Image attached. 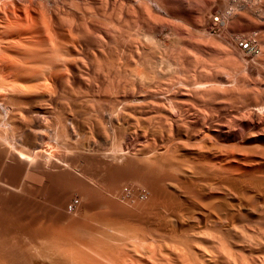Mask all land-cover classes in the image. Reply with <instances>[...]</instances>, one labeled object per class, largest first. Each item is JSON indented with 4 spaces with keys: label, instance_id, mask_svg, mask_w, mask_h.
I'll list each match as a JSON object with an SVG mask.
<instances>
[{
    "label": "rangeland",
    "instance_id": "374dc122",
    "mask_svg": "<svg viewBox=\"0 0 264 264\" xmlns=\"http://www.w3.org/2000/svg\"><path fill=\"white\" fill-rule=\"evenodd\" d=\"M225 3L226 0L0 1V87L20 85L18 87L22 89L24 85L27 89L23 88L20 97L30 100L18 106L10 100L11 96L3 95L2 98L6 102L5 96H9L10 101L6 103L12 107L9 118L5 119L0 113V129L5 131L0 132V221H5L0 222V233L4 231L1 234L5 233L3 236L6 237L1 236L4 239L0 240H8L9 247L15 241L14 244L25 247L33 240L29 232L45 228L61 229L65 237L70 236L65 238L66 241L64 239L62 247L59 246L60 255L54 253L57 255L54 257L51 253L46 258L36 251L34 257L30 256L31 261L21 254H6L11 252L14 244L8 248L3 241L7 247L2 242L1 246L9 250L4 249L7 257L0 256L3 257L1 264H69L70 261V264H90L92 261L91 264H153L155 259L157 262L161 259L160 264H214L216 261L217 264H264V0H256L252 9L239 13L229 24L224 38H217L208 31L210 16L223 9ZM44 27H49L47 33ZM252 32L259 35L261 55L257 58L241 53L235 40ZM45 38L51 45H47ZM53 41H56L53 46L57 45V49L64 44L62 51L58 49L61 55L56 54L58 51L54 47H51L54 48L52 53L51 49L50 53L46 51ZM42 45L45 46L41 48ZM31 46L34 48L32 56ZM136 50L140 52L136 53ZM53 52L58 59L60 56L69 62L59 60V65L63 66L58 68ZM19 57L21 59H17ZM43 63L52 64V67L47 68ZM43 69L44 72L49 70L45 76L42 74L44 78L40 76ZM33 71L36 74L38 71L37 75L42 78ZM10 76L14 78V84ZM51 87L54 92L50 91ZM44 89L49 93L41 91ZM115 97H124L126 103L115 104L118 100ZM106 112L113 113L112 117ZM100 113L107 116L103 118ZM94 115L98 118H92ZM98 119L102 122L98 123ZM124 187H128L134 197L142 189L146 198L135 202L123 200L120 194ZM73 199H78V207L74 212H68L67 207ZM112 203L116 207H112ZM123 211L127 213L123 214ZM133 228L135 233L138 229L136 236ZM93 238L99 246H93ZM109 238L112 243L116 242L112 244ZM34 243L36 247H42L46 240L35 239ZM119 245L125 246L123 250ZM157 245L162 246L156 249ZM15 246L16 249L18 246ZM140 246L144 247L138 248ZM2 250L0 254L4 253ZM212 253L217 260L211 259ZM230 256H233L232 261ZM155 261L154 264H159Z\"/></svg>",
    "mask_w": 264,
    "mask_h": 264
},
{
    "label": "bare ground",
    "instance_id": "6f19581e",
    "mask_svg": "<svg viewBox=\"0 0 264 264\" xmlns=\"http://www.w3.org/2000/svg\"><path fill=\"white\" fill-rule=\"evenodd\" d=\"M0 1H1V0H0ZM5 1H6V0H5ZM18 1H19V0H18ZM116 1H117V0H116ZM2 2H3V1H2ZM137 2H138V1H137ZM3 3H4V2H3ZM120 3H121V2H120ZM137 4H138V3H137ZM140 4H142V3H140ZM258 4H259V3H258ZM11 5H12V4H11ZM13 5H14V4H13ZM123 5H124V4H123ZM1 6H2V4H1ZM139 6H140V5H139ZM5 7H6V5H5ZM7 7H8V6H7ZM9 7H10V6H9ZM121 7H122V6H121ZM2 9H3V8H2ZM15 11H16V10H15ZM245 11H246V10H245ZM13 12H14V11H13ZM13 12H12V13H13ZM1 13H2V12H1ZM3 13H4V12H3ZM240 13H241V12H240ZM8 14H9V13H7L6 15H8ZM0 15H1V14H0ZM238 15H239V14H238ZM10 16H11V15H10ZM28 17H29V16H28ZM28 17H26V18H28ZM245 17H246V16H245ZM12 18H13V17H12ZM19 18H20V17H19ZM7 19H8V17H7ZM29 19H31V18H29ZM0 20H2V19H0ZM3 20H4V19H3ZM13 20H14V19H13ZM26 20H27V19H26ZM11 21H12V20H11ZM11 21H10V22H11ZM21 21H22V20H21ZM27 21H28V22H27ZM27 21H25V22L30 23L29 20H27ZM31 21H32V23H34L33 20H31ZM13 22H14V21H13ZM15 23H16V22H15ZM21 23H22V22H21ZM21 23H18V24H21ZM11 24H12V23H11ZM13 24H14V23H13ZM25 24H26V23H25ZM137 24H138V23H137ZM14 26H15V25H14ZM17 26H18V25H17ZM17 26H16V27H17ZM28 26H29V25H28ZM5 27H6V26H5ZM8 27H10V26H8ZM11 27H12V26H11ZM21 27L24 28V25H23V26L21 25ZM21 27H20V28H21ZM137 27H138V25H137ZM17 28H18V27H17ZM17 28H16V29H17ZM20 28H18V29H19V30H22V28H21V29H20ZM28 28H29V27H28ZM28 28H27V29H28ZM44 28H45V27H44ZM150 28H151V26H150ZM13 29H14V28H13ZM42 29H43V28H42ZM45 29H47V28H45ZM155 29H156V28H155ZM7 30H8V29H7ZM10 30H11V29H10ZM33 30H34V29H33ZM48 30H49V27H48L47 31L45 30V32L47 33ZM153 30H154V29H153ZM4 31H6V30H4ZM10 32H12V31H10ZM38 32H39V31H38ZM21 33H22V32H21ZM27 33H28V32H27ZM43 33H44V32H43ZM112 33H113V32H112ZM13 34H14V33H13ZM24 34H25V33H24ZM24 34H23V35H24ZM34 34H35V33H34ZM38 34H39V33H38ZM9 35H10V34H9ZM18 35H19V34H18ZM42 35H44V34H42ZM46 35L48 36V34H46ZM46 35H45V37H46ZM15 37H16V36H15ZM18 37H19V36H18ZM35 37H36V36H35ZM135 37H136V36H135ZM66 38H67V37H66ZM74 38H75V37H74ZM128 38H130V37H128ZM19 39H20V38H19ZM45 39L48 41V39L50 40L51 38H50V36H49L48 39H47V38H45ZM99 39H101V38H99ZM104 39H106V38H104ZM111 39H112V38H111ZM132 39H134V38H132ZM10 40H11V39H10ZM27 40L30 41V39H27ZM33 40H35V39H33ZM70 40H71V39H70ZM76 40H77V39H76ZM136 40H137V39H136ZM2 41H3V40H2ZM11 41H12V40H11ZM38 41H39V39H38ZM50 41H51V40H50ZM50 41H48L49 44H47V43H45V42H44V43L47 44V45H51ZM56 41H57V40H56ZM56 41H53L52 46H50V48H49L48 50L45 48L46 51H49V53H50V49H51V53H52V51H54V50H52V49L56 48V46H57V45H56L55 47L53 46V44H57V43H54V42H56ZM58 41H59V40H58ZM66 41H68V40H66ZM71 41H72V40H71ZM71 41H70V42H71ZM73 41H74V39H73ZM73 41H72V42H73ZM102 41H104V40H102ZM125 41H126V40H124V42H125ZM129 41H130V40H129ZM3 42L5 43V41H3ZM15 42H16V40H15ZM18 42H19V41H18ZM20 42H21V41H20ZM26 42H27V41H26ZM33 42H34V41H33ZM51 42H52V41H51ZM72 42H71V43H72ZM134 42H136V41H134ZM137 42H138V41H137ZM6 43H9V41L6 42ZM10 43H11V42H10ZM12 43H13V42H12ZM21 43H22V42H21ZM29 43H31V42H29ZM67 43H68V42H67ZM67 43H66V44H67ZM80 43H81V42H80ZM102 43H103V42H102ZM104 43H105V42H104ZM132 43H133V41H132ZM1 44H2V43H1V41H0V45H1ZM17 44H18V43H17ZM23 44H24V43H23ZM74 44H75V43H74ZM95 44H96V43H95ZM100 44H101V43H100ZM108 44H110V42H109ZM117 44H118V43H117ZM123 44H124V43H123ZM127 44H128V43H127ZM5 45H6V44H5ZM10 45H11V44H10ZM20 45H21V44H20ZM32 45H34V44H32ZM35 45H36V44H35ZM38 45H39V44H38ZM38 45H37V46H38ZM68 45H69V44H68ZM110 45H111V44H110ZM11 46H12V45H11ZM13 46H15V45H13ZM23 46H24V45H23ZM29 46H30V45H29ZM43 46H45V45H42L41 48H43ZM59 46H60V44H59ZM63 46H64V44L62 45V48H64ZM71 46H74V45H71ZM78 46H79V44H78ZM106 46L108 47V45H106ZM140 46H141V43H140ZM0 47H1V46H0ZM4 47H6V46H3L2 48H4ZM7 47H8V46H7ZM9 47H10V46H9ZM18 47H19V46H18ZM18 47H17V45H16V48H18ZM20 47H21V46H20ZM24 47H25V46H24ZM27 47H28V46L26 45L25 48H27ZM39 47H40V46H39ZM46 47H47V46H46ZM51 47H54V48H51ZM60 47H61V46H60ZM60 47H58V49H60V50L62 51V48H60ZM65 47H66V46H65ZM75 47H76V46H75ZM101 47H102V46H101ZM109 47H110V46H109ZM127 47H128V46H127ZM132 47H134V46H132ZM10 48H12V47H10ZM14 48H15V47H14ZM14 48H13V49H14ZM29 48H30V47H29ZM29 48H28V49H29ZM76 48H77V47H76ZM96 48H97V47H96ZM220 48H221V47H220ZM220 48H218V49L220 50ZM6 49H7V48H6ZM20 49H21V48H20ZM28 49H26V50L28 51ZM30 49H31V56H32V50H34V48L32 49V46H31ZM45 49H44V50H45ZM56 49H57V48H56ZM56 49H55V50H56ZM58 49H57L56 51H58ZM65 49H66V48H65ZM65 49H63V50H65ZM68 49H69V48H67V50H68ZM111 49H112V48H111ZM135 49H136V48H135ZM137 49H138V48H137ZM222 49H223V48H222ZM1 50H2V49H1ZM1 50H0V51H1ZM3 50H4V49H3ZM7 50H8V49H7ZM10 50H11V49H10ZM15 50H16V49H15ZM18 50H19V49H18ZM21 50H22V49H21ZM44 50H43V51H44ZM78 50H79V49H78ZM86 50H87V49H86ZM99 50H101V49H99ZM103 50H104V49H103ZM107 50H108V49H107ZM219 50H218V51H219ZM5 51H6V50H5ZM29 51H30V50H29ZM29 51H28V52H29ZM76 51H77V50H76ZM80 51H81V50H80ZM91 51H92V50H91ZM126 51H127V50H126ZM137 51H139V50H136V53H138ZM3 52H4V51H3ZM18 52H19V51H18ZM20 52L22 53L23 51H20ZM20 52H19V53H20ZM24 52H25V51H24ZM35 52H37V51H34V53H35ZM40 52H41V50H40ZM44 52H45V51H44ZM139 52H140V51H139ZM141 52H142V51H141ZM221 52H222V51H221ZM4 53H5V52H4ZM19 53H18V54H19ZM34 53H33V54H34ZM54 53H55V52H53V54H54ZM58 53H59L60 55L62 54V52H60V51H58L56 54H58ZM68 53H69V52H68ZM79 53H80V52H79ZM79 53H78V54H79ZM85 53H86V52H85ZM100 53H101V51H100ZM104 53H105V51H104ZM116 53H118V51H117ZM121 53H122V51H121ZM130 53H131V51H130L128 54H130ZM142 53H143V52H142ZM142 53H141V54H142ZM6 54H7V53H6ZM12 54H13V53H12ZM38 54H39V53H38ZM43 54H44V53H43ZM47 54H48V53H47ZM47 54H46V57H45V58H47ZM65 54H66V52H65ZM75 54H76V53H75ZM111 54H112V52H111ZM125 54H126V53H125ZM125 54H124V55H125ZM2 55L4 56V54H2ZM7 55H9V54H7ZM10 55H11V54H10ZM26 55H27V53H26ZM26 55H23V57H27ZM28 55H29V54H28ZM39 55H40V54H39ZM48 55H49V54H48ZM69 55H70V54H69ZM71 55H72V54H71ZM79 55H80V54H79ZM83 55H84V54H83ZM95 55H96V53H95ZM100 55H101V54H100ZM108 55H109V54H108ZM114 55H115V54H114ZM132 55H133V54H132ZM132 55H131V56H132ZM35 56H36V55H35ZM41 56H42V55H41ZM53 56H55V54H54ZM57 56H58V55H56V56L54 57V59H55ZM73 56H74V55H73ZM85 56H86V55H85ZM126 56H127V54H126ZM137 56H138V55H137ZM15 57H16V56H15ZM43 57H44V55H43ZM43 57H41L42 60L45 59V58H43ZM48 57H49V56H48ZM61 57H63V56H61ZM65 57H66V56H65ZM65 57H64V58H65ZM70 57H71V56H69L68 58H70ZM78 57H79V56H78ZM78 57H77V58H78ZM80 57H81V56H80ZM83 57H84V56H83ZM102 57H103V56H102ZM110 57H111V56H110ZM117 57H118V56H117ZM120 57H121V56H120ZM127 57L130 58L129 56H127ZM127 57H126V58H127ZM139 57H140V56H139ZM0 58H2V57H0ZM13 58H14V57H13ZM28 58H29V57H28ZM36 58H37V56H36ZM38 58L40 59V56H39ZM77 58H76V59H77ZM93 58H95V57H93ZM99 58H100V57H99ZM112 58H113V57H112ZM128 58H127V59H128ZM17 59H21V58L19 57V58H17ZM22 59H23V58H22ZM30 59H31V58H30ZM48 59H49V58H48ZM50 59H51V58H50ZM56 59H57V63H58L57 65H59V62H58L59 60H63V61H64V59H63V58L61 59L60 56H59V59H58V57H57ZM66 59H67V57H66ZM76 59H75V60H76ZM85 59H86V57H85ZM100 59H101V58H100ZM106 59H107V58H106ZM115 59H116V58H115ZM120 59H121V58H120ZM138 59H139V58H138ZM5 60H6V59H5ZM42 60H41V61H42ZM52 60H53V59H52ZM69 60H70V59H69ZM77 60H78V59H77ZM87 60H88V59H87ZM92 60H93V59H92ZM94 60H95V59H94ZM112 60H113V59H112ZM132 60H134V59H132ZM136 60H137V59L135 58L134 63H135ZM24 61H25V60H24ZM44 61H46V59H45ZM47 61H50V60H47ZM83 61H84V60H83ZM89 61H90V60H89ZM89 61H88V62H89ZM119 61H120V60H119ZM129 61H130V60H129ZM139 61H140V60H139ZM0 62H1V61H0ZM8 62H9V61H8ZM8 62H7V63H8ZM22 62H23V61H22ZM32 62H33V61H32ZM34 62H36V61H34ZM52 62H54V61H52ZM52 62H51V63H52ZM55 62H56V61H55ZM61 62H62V61H61ZM64 62H65V61H64ZM64 62H63V63H64ZM66 62H69V61H66ZM66 62H65V63H66ZM86 62H87V61H86ZM101 62H102V61H101ZM111 62H112V61H111ZM137 62H138V61H137ZM23 63H25V62H23ZM44 63H45V62H44ZM44 63H43V64H44ZM72 63H73V62H72ZM82 63H83V62H82ZM114 63H115V62H114ZM10 64H12V63L10 62ZM10 64H9V65H10ZM20 64H21V66H20L19 64H18V66L23 67V66H22V63H20ZM26 64H27V63H26ZM28 64H29V62H28ZM31 64H32V63H31ZM46 64H47V63H46ZM46 64H44V66H45ZM60 64H61V63H60ZM70 64H71V63H70ZM95 64H96V63H95ZM115 64H116V63H115ZM118 64H120V63H118ZM118 64H117V65H118ZM121 64H122V63H121ZM124 64H125V63H124ZM1 65H2V64H1ZM3 65L5 66V62L3 63ZM3 65H2V66H3ZM7 65H8V64H7ZM14 65H15V64H14ZM23 65H25V64H23ZM35 65H36V64H35ZM50 65H51V67H52V64H50ZM50 65H48V66H50ZM57 65H56V66H57ZM66 65H67V64H66ZM85 65H86V64H85ZM4 66H3V67H4ZM11 66H12V65H11ZM11 66H10V67H11ZM16 66H17V64H16ZM26 66H27V65H26ZM40 66L42 67L43 65H40ZM40 66H39V67H40ZM46 66H47V65H46ZM46 66H45V67H46ZM48 66H47V68H48ZM60 66H63V65H59L58 68H61ZM76 66H78V64H76ZM83 66H84V65H83ZM127 66H128V65H127ZM129 66H130V65H129ZM10 67H9V68H10ZM13 67H14V66H13ZM31 67H32V66H31ZM37 67H38V66H37ZM37 67H36V68H37ZM39 67H38V68H39ZM45 67H43V68L45 69ZM51 67H50V68H51ZM112 67H113V65H112ZM112 67H109V68H112ZM124 67H125V66H124ZM1 68H2V67H1ZM16 68H17V67H16ZM24 68H27V67H24ZM33 68H34V67H33ZM50 68H49V70L52 69V68H51V69H50ZM62 68H65V67H62ZM76 68H77V67H76ZM127 68H128V67H127ZM129 68H130V67H129ZM13 69H14V68H13ZM20 69H21V68H20ZM40 69H41V68H40ZM44 69H43V72L41 71L42 73L40 74V76H42V74H43V76H45L44 73H46L47 71H49V70H46V72H44ZM53 69H54V67H53ZM53 69H52V70H53ZM80 69H81V68H80ZM84 69H85V68H84ZM96 69H97V68H96ZM113 69H114V67H113ZM14 70H15V69H14ZM25 70H26V69H25ZM25 70H24V71H25ZM33 70H34V69H33ZM37 70H38V69H37ZM52 70H51V71H52ZM59 70H61V69H59ZM63 70H65V69H63ZM63 70H62V71H63ZM88 70H89V69H88ZM124 70H125V69H124ZM1 71H2V69H1ZM18 71H19V70H18ZM26 71H27V70H26ZM65 71H66V70H65ZM81 71H82V70H81ZM99 71H100V69H99ZM103 71H104V70H103ZM106 71H107V70H106ZM127 71H128V70H127ZM22 72H23V71H22ZM31 72H32V71H31ZM54 72H55V70H54ZM84 72H85V71H84ZM94 72H95V71H94ZM104 72H105V71H104ZM109 72H110V71H109ZM114 72H115V71H114ZM117 72H118V71H117ZM122 72H123V71H122ZM130 72H131V71H130ZM0 73H2V72H0ZM4 73H5V71H4ZM7 73H8V72H7ZM12 73H13V72H12ZM12 73H11V74H12ZM26 73H27V72H26ZM28 73H30V72L28 71ZM33 73H34V71H33ZM48 73L50 74L51 72H48ZM63 73H64V72H63ZM65 73H67V72H65ZM69 73H70V72H69ZM86 73H87V72H86ZM118 73H119V72H118ZM127 73H129V72H127ZM127 73H125V74H127ZM15 74H16V73H15ZM34 74H36V72H35ZM34 74H33V75H34ZM37 74H38V71H37ZM37 74H36V76H39V75H37ZM54 74H55V73H54ZM54 74H53V75H54ZM79 74H80V72H79ZM103 74H104V73H103ZM8 75H9V73H8ZM33 75H32V76H33ZM59 75H60V74H59ZM118 75H119V74H118ZM122 75H123V74H122ZM4 76H5V75H4ZM21 76H22V75H21ZM23 76H25V75H23ZM30 76H31V75H30ZM40 76H39V78H40ZM43 76H42V77H43ZM46 76H47V75H46ZM48 76H49V75H48ZM65 76H66V75H65ZM82 76H83V74H82ZM132 76H133V75H132ZM8 77H9V76H8ZM18 77H19V76H18ZM34 77H35V76H34ZM42 77H41V78H42ZM51 77H52V76H51ZM79 77H80V75H79ZM83 77H84V76H83ZM129 77H131V76H129ZM6 78H7V77H6ZM10 78H13V77L10 76ZM22 78H23V77H22ZM36 78H37V77H35V79H36ZM41 78H40V79H41ZM43 78H44V77H43ZM124 78H125V77H124ZM131 78H132V77H131ZM16 79H17V78H16ZM32 79H33V78H32ZM45 79H46V77H45ZM45 79H44V80H45ZM48 79H49V78H48ZM88 79H89V78H88ZM128 79H129V78H128ZM3 80H6V79L3 78ZM11 80H12V79H11ZM20 80H21V79H20ZM46 80H47V79H46ZM46 80H45V81H46ZM51 80H52V79H51ZM59 80H60V79H59ZM64 80H65V79H64ZM66 80H68V79L66 78ZM107 80H108V79H107ZM112 80H113V79H112ZM112 80H111V81H112ZM124 80H125V79H124ZM9 81H10V80H9ZM12 81H13L12 83L14 84V82H15V81H14V78H13ZM16 81H17V80H16ZM41 81H43V80H41ZM68 81H69V80H68ZM68 81H66V82H68ZM85 81H86V80H85ZM88 81H89V80H88ZM125 81H126V80H125ZM128 81H129V80H128ZM43 82H44V81H43ZM43 82H42V84H43V86H45V84H44ZM52 82H53V81H52ZM66 82H65V83H66ZM112 82H113V81H112ZM112 82H111V84H112ZM129 82H130V81H129ZM133 82H134V81H133ZM137 82H138V81H137ZM27 83H28V82H27ZM40 83H41V82H40ZM45 83H47V82H45ZM61 83H62V82H61ZM90 83H91V82H90ZM109 83H110V82H109ZM2 84H3V83H2ZM4 84H5V83H4ZM7 84L9 85L10 83H7ZM22 84H23V83H22ZM25 84H26V83H25ZM29 84H30V83H29ZM35 84H37V83H35ZM38 84H39V81H38ZM49 84H50V83H49ZM49 84H48V85H49ZM52 84H53V83H52ZM59 84H60V83H59ZM86 84H89V83H86ZM120 84H121V83H120ZM130 84H131V83H130ZM133 84H134V83H133ZM133 84H132V85H133ZM135 84H136V83H135ZM209 84H210V83H209ZM217 84H218V83H217ZM11 85H12V84H11ZM46 85H47V84H46ZM69 85H70V84H69ZM107 85H108V84H107ZM138 85H140V83H139ZM3 86H6V85H3ZM3 86L1 85V87H0V98H1V99L4 98L3 95H9V96L12 97V99H10V100L13 101V102H14L15 104H17V105H18V104H23V105H24V104H27L28 101H30V100L27 101V100H25V99H23V98L20 97V95L22 94V91H23L24 85H22V87H23L22 89L18 87V86H20V85H18V86H17V85H14V86L12 85L13 87L9 86V87H11V88H7L8 86L5 87V88H3ZM26 86H27V84H26ZM38 86H39V85H38ZM49 86H50V85H49ZM61 86L64 87L65 85H61ZM197 86H198V85H197ZM200 86H201V85H200ZM223 86H224V85H223ZM20 87H21V86H20ZM30 87L33 88L34 86L32 87V85H31ZM30 87H28V88H30ZM36 87H37V85H36ZM53 87H54V86H53ZM69 87H70V86H69ZM107 87H108V86H107ZM115 87H116V86H115ZM122 87H123V86H122ZM122 87H121V88H122ZM139 87H140V86H139ZM6 88H7V89H6ZM31 88H30V90H31ZM39 88H40V87H39ZM39 88H38V89H39ZM43 88H44V87H43ZM43 88H42V89H43ZM45 88H48V86H47V87L45 86ZM98 88H99V87H98ZM98 88H97V89H98ZM121 88H120V90H121ZM130 88H131V87H130ZM149 88H150V87H149ZM198 88H199V87H198ZM209 88H210V87H209ZM24 89H25V88H24ZM26 89H27V88H26ZM26 89H25V90H26ZM38 89H37V91H38ZM40 89H41V88H40ZM51 89L53 90L52 87L50 88V91H52ZM55 89H56V88H55ZM66 89H67V88H66ZM80 89H81V88H80ZM113 89H114V88H113ZM128 89H129V88H128ZM137 89H138V88H137ZM140 89H141V88H140ZM142 89H143V88H142ZM216 89H217V88H216ZM8 90H9V91L12 90V91L9 92ZM25 90H24V91H25ZM30 90H29V91H30ZM32 90H33V89H32ZM34 90H36V88H35ZM45 90H47V89H44V90H41V91H45ZM56 90H57V89H56ZM62 90H63V88H62ZM70 90L72 91V89H70ZM74 90H75V89H74ZM115 90H116V89H115ZM148 90H149V89H148ZM155 90H156V89H155ZM209 90H210V89H209ZM220 90H222V89L220 88ZM39 91H40V90H39ZM57 91H58V90H57ZM59 91H60V90H59ZM75 91H76V90H75ZM81 91H82V89H81ZM95 91H96V90H95ZM106 91H107V90H106ZM112 91H113V90H112ZM117 91H118V90H117ZM124 91H125V90H124ZM126 91H127V90H126ZM145 91H146V90H145ZM187 91H188V90H187ZM214 91H215V90H214ZM1 92H2V93H1ZM3 92H4V93H3ZM47 92L49 93L48 90H47ZM52 92H54V90H53ZM62 92H63V91H62ZM67 92H68V91H67ZM69 92H70V91H69ZM72 92H73V91H72ZM77 92H79V90H78ZM85 92H86V91H85ZM85 92H84V93H85ZM92 92H93V91H92ZM99 92H100V89H99ZM129 92H131V91L129 90ZM134 92H135V90H134ZM134 92H133V93H134ZM136 92H137V91H136ZM20 93H21V94H20ZM23 93H26V92H23ZM27 93H28V92H27ZM27 93H26V94H27ZM29 93H30V92H29ZM35 93H37V92H35ZM38 93H39V92H38ZM41 93H42V92H41ZM48 93H47V95H48ZM50 93H51V92H50ZM93 93H94V92H93ZM102 93H103V92H102ZM120 93H121V92H120ZM142 93H143V92H142ZM147 93H149V92L146 91V94H147ZM56 94H57V93H56ZM76 94H78V93H76ZM76 94H75V92H74V95H76ZM98 94H99V93H98ZM98 94H97V95H98ZM118 94H119V93H118ZM200 94H201V93H200ZM215 94H216V93H215ZM22 95H23V94H22ZM28 95H29V94H28ZM37 95H38V94H37ZM37 95H36V96H37ZM47 95H46V96H47ZM71 95H72V93H71ZM78 95H79V94H78ZM99 95H100V94H99ZM104 95H105V97H106V93H105ZM123 95H125V92H124ZM133 95H135V94H133ZM1 96H2V97H1ZM9 96H8V97L5 96L6 102H7V101H8V102L10 101V100H9V98H10ZM29 96H30V95H29ZM49 96H51V95H49ZM54 96H56V95L54 94ZM83 96H84V95H83ZM89 96H90V95H89ZM111 96H112V94H111ZM111 96H110V97H111ZM115 96H116V95H115ZM119 96H122V95H119ZM119 96H117V97H119ZM142 96H143V94H142ZM39 97H40V96H39ZM43 97H44V96H43ZM51 97H52V96H51ZM77 97H80V96H77ZM99 97H100V96H99ZM107 97H108V96H107ZM113 97H114V96H113ZM117 97H115V98H117ZM127 97H128V96H127ZM135 97H136V95H135ZM154 97H155V96H154ZM210 97H211V96H210ZM40 98H41V97H40ZM67 98H68V96H67ZM69 98H71V97H69ZM72 98H73V96H72ZM75 98H76V97H75ZM83 98H84V97H83ZM93 98H94V97H93ZM100 98H102V97H100ZM130 98H131V97H130ZM137 98H138V97H137ZM144 98H145V97H144ZM1 99H0V106H1V105H2V106H6V109H10V108L12 107L11 105H8L3 99H2V100H1ZM34 99H35V98H34ZM73 99H74V98H73ZM76 99L78 100V98H76ZM94 99H95V98H94ZM117 99H118V98H117ZM44 100H45V99H44ZM98 100H99V99H98ZM103 100H104V99H103ZM106 100H107V99H106ZM115 100H116V99H115ZM124 100H125L124 97H120V98L117 100V102H116V103L114 102V103H115V104H117V103L122 104V103H123V105H124V103H126V102H123ZM143 100H144V99H143ZM33 101H34V100H33ZM45 101H46V100H45ZM112 101H113V100H112ZM129 101H130V100H129ZM132 101H133V100H132ZM13 102H12V103H13ZM50 102H51V100H50ZM95 102H96V101H95ZM102 102H103V101H102ZM104 102H105V100H104ZM104 102H103V103H104ZM139 102H140V101H139ZM14 103H13V108H14ZM42 103H43V102H42ZM99 103H100V102H99ZM105 103H106V102H105ZM109 103H110V102H109ZM109 103H107V104H109ZM130 103H132V102H130ZM10 104H11V103H10ZM34 104H35V103H34ZM110 104H111V103H110ZM140 104H141V103H140ZM140 104H139V105H140ZM96 105H97V103H96ZM131 105H132V104H131ZM139 105H138V106H139ZM15 106H16V105H15ZM18 106H19V105H18ZM25 106H26V105H25ZM111 106H112V104H111ZM113 106H114V104H113ZM117 106H120V105H117ZM132 106H134V105H132ZM135 106H136V105H135ZM135 106H134V107H135ZM28 107H29V106H28ZM44 107H45V106H44ZM105 107H106V106H105ZM107 107H108V106H107ZM120 107H121V106H120ZM140 107H141V105H140ZM21 108L24 109V107H20V109H21ZM35 108H36V107H35ZM39 108H40V107H39ZM109 108H110V107H109ZM112 108H113V107H112ZM123 108H124V106H123ZM16 109H17V107H16ZM20 109H19V110H20ZM26 109H27V108H26ZM26 109H24V110H26ZM97 109H99V108H97ZM104 109H105V108H104ZM126 109H127V108H126ZM129 109H130V108H129ZM153 109H154V108H153ZM13 110H14V109H13ZM17 110H18V109H17ZM17 110H16V111H17ZM21 110H22V109H21ZM34 110H35V109H34ZM101 110H102V109H101ZM116 110H117V109H116ZM118 110H119V108H118ZM120 110H121V109H120ZM123 110H125V109H123ZM130 110H131V109H130ZM134 110H135V109H134ZM148 110H149V109H148ZM16 111H15V112H16ZM28 111H29V110H28ZM97 111H98V110H97ZM109 111H110V110H109ZM111 111H112V109H111ZM9 112H10V111H9ZM18 112L20 113L21 111H18ZM30 112H31V111H30ZM45 112H46V111H45ZM51 112H52V111H51ZM123 112H125V111H122V114L125 115L126 113H123ZM127 112H128V111H127ZM137 112H138V110H137ZM140 112H141V111H140ZM10 113H11V112H10ZM32 113H33V112H31V114H32ZM39 113H40V112H39ZM60 113H61V112H60ZM73 113H74V112H73ZM97 113H98V112H97ZM106 113H107V112H106ZM113 113H114V110H113ZM113 113L109 112V113H107V114H108L109 116L112 117ZM8 114H9V113H8ZM12 114H15V113H12ZM23 114L25 115V113H23ZM70 114H71V113H70ZM94 114H95V112H94ZM100 114H103V113H100ZM119 114H120V113H119ZM0 115H1V114H0ZM28 115L31 116L30 114H28ZM36 115H37V114H36ZM36 115H34V116H36ZM62 115H63V114H62ZM68 115H69V114H68ZM96 115H98V114H96ZM114 115H115V114H114ZM14 116H15V115H14ZM14 116H13V118H14ZM19 116H20V115H19ZM21 116H22V115H21ZM21 116H20L19 118H22ZM32 116H33V115H32ZM34 116H33V117H34ZM98 116H99V115H98ZM104 116H105V115L103 114V118H104ZM106 116H107V115H106ZM106 116H105V117H106ZM120 116H121V115H120ZM122 116H123V115H122ZM122 116H121V117H122ZM131 116H133V115H131ZM152 116H153V115H152ZM0 117H1V116H0ZM2 117H3V116H2ZM17 117H18V116H17ZM25 117H28V116H25ZM60 117H62V116H60ZM64 117H65V115H64ZM96 117H97V116L94 115V117H92V118H96ZM100 117H101V116H100ZM146 117H147V116H146ZM8 118H9V117H8ZM90 118H91V117H90ZM97 118H98V117H97ZM101 118H102V117H101ZM150 118H151V116H150ZM17 119H18V118H17ZM59 119H62V118H59ZM160 119H161V118H160ZM2 120H3V119H2ZM13 120H15V119H13ZM29 120H31V119L29 118ZM37 120H38V119H37ZM99 120H101V119H98L97 121H99ZM113 120H114V119H113ZM115 120H116V119H115ZM128 120H129V119H128ZM4 121H5V120H4ZM11 121H12V120H11ZM35 121H36V119H35ZM64 121H65V120H64ZM66 121H67V120H66ZM94 121H95V120H94ZM107 121H108V120H106V122H107ZM173 121H174V120H173ZM175 121H176V120H175ZM180 121H181V120H180ZM21 122H23V121H21ZM29 122H30V121H29ZM38 122H39V121H38ZM61 122H63V121H61ZM101 122H102V121H99L98 123H101ZM187 122H188V121H187ZM4 123H5V122H4ZM8 123H9V122H8ZM58 123H59V122H58ZM58 123H56V124H58ZM67 123H68V122H66V125H67ZM96 123H97V122H96ZM175 123H176V122H175ZM192 123H193V122H192ZM38 124H39V123H38ZM63 124H64V123H63ZM104 124H105V123H104ZM107 124H108V123H107ZM186 124H187V123H186ZM5 125H6V124H5ZM25 125H27V124H25ZM97 125H98V124H97ZM97 125H96V127H97ZM171 125H172V123H171ZM53 126H54V125H53ZM86 126H87V125H86ZM100 126H101V124H100ZM105 126H106V125H105ZM182 126H184V125H182ZM0 127H1V126H0ZM31 127H32V126H31ZM38 127H39V126H38ZM40 127H41V126H40ZM50 127H51V126H50ZM54 127H55V126H54ZM69 127H70V126H69ZM69 127H68V128H69ZM71 127H72V126H71ZM98 127H99V126H98ZM103 127H104V125H102V128H103ZM2 128H3V127H2ZM29 128H30V127H29ZM36 128H37V127H36ZM41 128H42V127H41ZM62 128H64V127L62 126ZM100 128H101V127H100ZM109 128H110V127H109ZM119 128H120V127H119ZM123 128H124V127H123ZM170 128H171V127H170ZM25 129H28V128H25ZM46 129H47V127H46ZM52 129H54V128H52ZM58 129H59V128H58ZM69 129H70V128H69ZM77 129H78V128H77ZM95 129H96V128H95ZM98 129H99V128H98ZM13 130H14V129H13ZM35 130H36V129H35ZM60 130H61V129H60ZM93 130H94V129H93ZM109 130H110V129H109ZM109 130H108V131H109ZM178 130H179V129H178ZM2 131H4V130H3V129H0V132H1V133H2ZM17 131H18V130H17ZM22 131H23V130H22ZM30 131H31V130H30ZM33 131H34V130H33ZM50 131H51V129H50ZM56 131H57V128H56ZM58 131H59V130H58ZM66 131H67V130H66ZM66 131H65V132H66ZM99 131H100V129H99ZM99 131H98V132H99ZM102 131H103V129H102ZM4 132H5V131H4ZM23 132H24V131H23ZM36 132H38V131H36ZM63 132H64V131H63ZM74 132H75V131H74ZM136 132H137V131H136ZM171 132H172V131H171ZM8 133H9V132H8ZM38 133H40V131H39ZM58 133H59V132H58ZM61 133H62V132H61ZM106 133H107V132H106ZM125 133H126V132H125ZM25 134H26V133H25ZM41 134H42V133H41ZM43 134H44V133H43ZM53 134H54V133H53ZM65 134H66V133H65ZM68 134H69V133H68ZM73 134H75V133H73ZM98 134H99V133H98ZM118 134H119V133H118ZM181 134H182V133H181ZM0 135H1V134H0ZM59 135H60V134H59ZM99 135H100V134H99ZM112 135H113V134H112ZM176 135H177V134H176ZM4 136H5V135H4ZM23 136H24V134H23ZM45 136H46V135H45ZM49 136H51V134H50ZM56 136H57V135H56ZM169 136H170V134H169ZM172 136H173V135H172ZM187 136H188V135H187ZM41 137H42V136H41ZM43 137H44V136H43ZM52 137H53V136H52ZM54 137H55V136H54ZM115 137H116V135H115ZM119 137H120V136H119ZM165 137H166V135H165ZM2 138H3V137H2ZM55 138H56V137H55ZM61 138H62V137H61ZM106 138H107V137H106ZM50 139H51V138H50ZM69 139H70V138H69ZM115 139H116V138H115ZM38 140H39V139H38ZM56 140H59V139H56ZM67 140H68V139H67ZM67 140H66V141H67ZM146 140H147V139H146ZM162 140H163V139H162ZM2 141H3V140H2ZM2 141H1V142H2ZM41 141H42V140H41ZM64 141H65V139H64ZM157 141H158V140H157ZM169 141H170V140H169ZM169 141H168V142H169ZM5 142H6V141H5ZM39 142H40V141H39ZM127 142H128V141H127ZM165 142H166V140H165ZM37 143H38V142H37ZM119 143H120V141H119ZM141 143H142V141H141ZM148 143H149V142H148ZM153 143H154V142H153ZM157 144H158V143H157ZM160 144H161V143H160ZM163 144H164V143H163ZM174 144H175V143H174ZM38 145H39V143H38ZM56 146H57V145H56ZM127 146H128V145H127ZM143 146H144V145H143ZM6 147H7V146H6ZM114 147H115V146H114ZM144 147H145V146H144ZM0 148H1V147H0ZM7 148H8V147H7ZM14 148H15V147H14ZM111 148H112V147H111ZM176 149H177V148H176ZM116 151H117V150H116ZM116 151H115V152H116ZM139 151H141V148H140ZM122 152H123V151H122ZM139 153H140V152H139ZM30 154H31V153H30ZM228 156H230V154H229ZM228 156H227V157H228ZM230 157H231V156H230ZM230 157H228V158H230ZM230 159L233 161L232 158H230ZM227 160H228V159H227ZM231 160H229V161H230L229 163L232 162ZM235 160H236V159H235ZM222 161H223V160H222ZM224 161H226V160H224ZM226 162H227V164H228V161H226ZM170 164H171V162H170ZM224 164H225V163H224ZM231 164H232V163H231ZM171 165H172V164H171ZM171 165H170V167H171ZM231 166H232V165H231ZM229 167H230V166H229ZM155 182H156V181H155ZM157 182H158V181H157ZM131 184H132V183H131ZM137 184H139V183H137ZM157 184H158V183H157ZM157 184H156V185H157ZM141 187H143V186H141ZM155 188H157V187H155ZM50 192H51V191H50ZM52 193H53V192H52ZM55 197H56V196H55ZM53 198H54V197H53ZM50 200H51V199H50ZM108 201H109V200H108ZM128 201H129V200H128ZM109 203H110V202H109ZM130 203H131V202H130ZM163 203H164V202H163ZM110 204H111V203H110ZM127 204H128V203H127ZM176 204H177V203H176ZM165 205H167V204H165ZM165 205H164V206H165ZM170 205H171V204H170ZM109 206H110V205H109ZM130 206H131V205H130ZM130 206H129V207H130ZM172 206H174V205H172ZM112 207H116V206H114V204L112 203ZM117 207H118V206H117ZM175 207H176V206H175ZM118 208H119V207H118ZM167 208H168V207H166V209H167ZM171 208H172V207H171ZM177 208H178V207H177ZM121 209H122V208H121ZM124 209H125V208H124ZM169 209H170V208H169ZM175 209H176V208H175ZM176 210H177V209H176ZM111 211H112V210H111ZM126 211L128 212V210H126ZM126 211H123V214H124V212H126ZM179 211H180V210H179ZM127 212H126V213H127ZM129 212H130V211H129ZM129 212H128V213H129ZM161 212H162V211H160V213H161ZM165 212H166V211H165ZM169 212L171 213V211H169ZM205 212H206V211H205ZM110 213H111V212H110ZM119 213H121V211H120ZM130 213H132V212H130ZM160 213H159V214H160ZM170 213H169V214H170ZM174 213H175V212H174ZM179 213H180V212H179ZM179 213H178V214H179ZM113 214H114V213H113ZM136 214H137V213H136ZM172 214H173V213H172ZM117 215H118V214H117ZM137 215H138V214H137ZM154 215H155V214H154ZM165 215H166V214H165ZM0 216H1L0 218H2V215H0ZM109 216H110V215H109ZM109 216H108V218H109ZM122 216H123V215H122ZM125 216H126V215H125ZM125 216H124V217H125ZM163 216H164V215H163ZM172 216H173V215H172ZM206 216H207V215H206ZM115 217H116V216H115ZM127 217H128V216H127ZM129 217H130V216H129ZM142 217H144V216H142ZM155 217H156V216H155ZM159 217H160V216H159ZM159 217H157V218H159ZM165 217H166V216H165ZM167 217H169V219H170L171 216L168 215ZM174 217H175V215H174ZM110 218H111V217H110ZM110 218H109V219H110ZM4 219H5V217H4ZM117 219H118V218H117ZM121 219H122V218H121ZM128 219H129V218H128ZM133 219H134V217H133ZM141 219H143V218H141ZM145 219H146V218H145ZM165 219H167V218H165ZM171 219H172V218H171ZM0 220H1V219H0ZM5 220H6V219H5ZM113 220H114V219H113ZM118 220H119V219H118ZM126 220H127V219H126ZM161 220H162V219H161ZM172 220H173V219H172ZM7 221H8V219H7ZM7 221H6V222H7ZM114 221H115V220H114ZM120 221H122V220H120ZM154 221H155V220H154ZM169 221L171 222V220H169ZM169 221H168V222H169ZM178 221H179V220H178ZM0 222H1V221H0ZM2 222L5 223V221H2ZM2 222H1V223H2ZM9 222H10V221H9ZM103 222H104V221H103ZM115 222H116V221H115ZM117 222H118V221H117ZM122 222H123V221H122ZM122 222H121V223H122ZM142 222H143V221H142ZM142 222H140V223H142ZM156 222H157V221H156ZM160 222H161V221H160ZM4 223H3V224H4ZM15 223H16V222H15ZM105 223H106V222H105ZM105 223H104V224H105ZM108 223H109V222H108ZM128 223H129V221H128ZM128 223H126V224H128ZM131 223H132V222H131ZM165 223H167V221H165ZM118 224H119V223H118ZM156 224H157V223H156ZM167 224H168V223H167ZM123 225H124V223H123ZM3 226H4V225H3ZM23 226H24V225H23ZM23 226H22V227H23ZM101 226H102V224H101ZM108 226H109V224H108ZM108 226H107V227H108ZM113 226H114V224H113ZM115 226H116V224H115ZM119 226H120V225H119ZM121 226H122V225H121ZM25 227H27V226H25ZM109 227H110V226H109ZM116 227H118V226H116ZM129 227H131V226H129ZM132 227H134V226H132ZM27 228H28V227H27ZM27 228H25V229L27 230ZM89 228H90V227H89ZM105 228H106V227H104V229H105ZM110 228H111V227H110ZM118 228H119V227H118ZM124 228L127 229V228H126V225H125ZM45 229H46V230L35 229V230H32L31 232H29V230H28V232H29L28 234L30 235V238L32 237V239H33V240H32L33 243H32L31 241H29V242H31L32 244H31V243H30V244L33 245V246H31V245L29 244V245H26L25 247H23L22 245L14 244V243L16 242V241H15L14 243L12 242V244H14V245H12V244L10 243V244L13 246V248H10L11 245H10V247L8 246V244H9V243H8V242H9L8 240H7L6 242H5V240H2V241L0 240V247H1V248H0V251L3 249V247L1 246V242H2V245L5 246V245L3 244V241H4V242L6 243V245L8 246V248H10V250H9V249H8V250L11 251V252L6 253V254H8V255L14 256V255H16V254H19V255L21 254V255L26 256V258L28 257L27 259L30 260V256L32 255V256L34 257L33 254H34V253H37V252L39 251L41 255L45 256L46 258H49L48 256H51V253L54 255V253L56 254V253L59 252V249H60L59 246L62 247L61 244H62V242L64 241V239H65L67 236H66V237L64 236V233L61 231V229H51V228H49V229H51L52 231L49 230L48 228H45ZM104 229H103V230H104ZM108 229H109V228H108ZM116 229H117V228H116ZM130 229H132V228H130ZM136 229H137V228H136ZM155 229H156V228H155ZM155 229H154V230H155ZM160 229H161V228H160ZM160 229H157V230H160ZM30 230H31V229H30ZM54 230H56V231H54ZM58 230H60V232H58ZM63 230H64V229H63ZM90 230H91V229H90ZM90 230H89V231H90ZM96 230H99V229H96ZM96 230H95V231H96ZM105 230H106V229H105ZM105 230H104V231H105ZM110 230H111V229H110ZM127 230H128V229H127ZM137 230H138V229H137ZM137 230H136V233H138ZM150 230H151V228H150ZM161 230H162V229H161ZM104 231H103V232H104ZM111 231H112V230H111ZM115 231L117 232V230H115ZM121 231H122V229H121ZM125 231H126V230H125ZM128 231H129V230H128ZM128 231H127V232H128ZM134 231H135V230H134V228H133V232H134ZM144 231H145V230H144ZM2 232H4V231H2ZM2 232H1V233H2ZM66 232H68V231H66ZM86 232H87V231H86ZM99 232H100V230H99ZM113 232H114V230H113ZM133 232H131V233H133ZM147 232H148V230H147ZM152 232H153V230H152ZM1 233H0V234H1ZM25 233H26V232H25ZM70 233H71V232H70ZM119 233H120V231H119ZM121 233H122V232H121ZM131 233H130V234H131ZM134 233H135V232H134ZM136 233H135V236H136ZM143 233H144V232H143ZM161 233H162V232H161ZM163 233H164V231H163ZM13 234H14V233H13ZM91 234H93V233H91ZM94 234H95V233H94ZM94 234H93V235H94ZM117 234H118V232H117ZM138 234H139V233H138ZM153 234H154V233H153ZM3 235L5 236V233H3ZM3 235L1 234V235H0V238H1V239H4V238L6 239V237H4ZM29 235H28V237H29ZM78 235H79V234H78ZM87 235H90V233L87 234ZM95 235H96V234H95ZM120 235H121V234H120ZM126 235H128V234H126ZM133 235H134V234H133ZM140 235H141V234H140ZM151 235H152V234H151ZM151 235H150V236H151ZM159 235H160V233H159ZM161 235H162V234H161ZM1 236H3L4 238H2ZM100 236H101V234H100ZM115 236H117V235H115ZM123 236H124V235H123ZM148 236H149V234H148ZM164 236H165V235H164ZM25 237H26V236H25ZM69 237H70V236H68L67 238H69ZM79 237H80V236H79ZM91 237H92V236H91ZM117 237H118V236H117ZM146 237H147V236H146ZM156 237H157V236H156ZM159 237H160V236H159ZM71 238H72V237H71ZM75 238H76V237H75ZM99 238H101V237H99ZM125 238H126V237H125ZM140 238H142V237H140ZM151 238H153V237L151 236ZM154 238H155V237H154ZM166 238H167V237H166ZM35 239H36V240H37V239H45V240H46V243H45V244H47V245L43 244L45 247H44V246H42V247L38 246V247L41 248V249H36V248H38V247H36L37 245H36V246L34 245V244H35V243H34ZM72 239H73V238H72ZM76 239H78V238H76ZM106 239H107V238H106ZM146 239H148V238H146ZM167 239H169V241H170V238H167ZM210 239H211V238H210ZM216 239H217V238H216ZM13 240H14V239H13ZM74 240H75V239H74ZM88 240H89V239H88ZM93 240H95V239L93 238ZM99 240H100V239H99ZM109 240H110V238H109ZM128 240H129V239H128ZM212 240H215V239H212ZM212 240H211V241H212ZM65 241H66V239H65ZM67 241H68V240H67ZM71 241H72V240H71ZM71 241H70V242H71ZM75 241H76V240H75ZM89 241H90V240H89ZM119 241H120V240H119ZM125 241H126V240H125ZM129 241H130V240H129ZM129 241H128V242H129ZM133 241H134V245H135V240H132L131 242H133ZM138 241H139V240H138ZM147 241H148V240H147ZM183 241H184V240H183ZM19 242H20V241H19ZM40 242H41V241H40ZM73 242H74V241H73ZM78 242H79V241H78ZM78 242H75V243L77 244ZM96 242H97V241L95 240V243H92V242H90V243H92L93 246H94V244H95L96 246H99L100 244L97 245ZM106 242H107V241H106ZM110 242L112 243L111 240H110ZM110 242H107V243L110 244ZM113 242L115 243L116 240L113 241ZM128 242H127V243H128ZM143 242H144V241H143ZM149 242H150V241H149ZM155 242H157V241H155ZM174 242H175V241H174ZM177 242H178V241H177ZM181 242H182V241H181ZM212 242H213V241H212ZM215 242H216V241H215ZM7 243H8V244H7ZM67 243H68V242H67ZM75 243H74V244H75ZM81 243H82V242H81ZM87 243H88V242H87ZM114 243H112V244H114ZM125 243H126V242H125ZM129 243H130V242H129ZM182 243H183V242H182ZM40 244H41V243H40ZM85 244H86V243H85ZM143 244H144V243H143ZM156 244H157V243H156ZM162 244H163V243H162ZM168 244H169V243H168ZM179 244H180V243H179ZM184 244H185V243H184ZM187 244H188V243H187ZM15 245L18 246V247H16ZM41 245H42V244H41ZM63 245H64V244H63ZM81 245H82V244H81ZM101 245H102V241H101ZM117 245H118V244H117ZM129 245H130V244H129ZM134 245L131 246V247H133L132 249H134ZM182 245H183V244H182ZM212 245H213V244H212ZM7 246H5V247H7ZM14 246L16 247V249L14 248ZM34 246H35V248H33ZM64 246H65V245H64ZM76 246H77V245H76ZM90 246H91V245H90ZM93 246H92V247H93ZM96 246L93 247V248H96ZM102 246H103V245H102ZM110 246H111V245H110ZM110 246H109V247H110ZM119 246H121V245H119ZM135 246H136V245H135ZM148 246H149V245H148ZM150 246H151V243H150ZM152 246H155V245L152 244ZM161 246H162V245H161ZM161 246H159V247H161ZM175 246H176V245H175ZM178 246H180V245H178ZM213 246H214V245H213ZM215 246H216V245H215ZM78 247H79V245H78ZM81 247H83V246H80V248H81ZM103 247H104V246H103ZM115 247H117V246L115 245ZM115 247H114V248H115ZM121 247H122V250H123V247H125V246L122 245ZM141 247H144V246H140V247H138V248H141ZM159 247H158V245H157V246H156V249L159 248ZM166 247H167V246H166ZM185 247H186V245H185ZM63 248H64V247H63ZM84 248H85V247H84ZM97 248H98V247H97ZM127 248H128V247H127ZM154 248H155V247H154ZM167 248H168V247H167ZM174 248H176V247H174ZM177 248H178L177 250H179L180 247H177ZM181 248H182V246H181ZM211 248H212V247H211ZM4 249H6V248H4ZM4 249L2 250L3 252H4ZM85 249H86V248H85ZM91 249H92V248H91ZM130 249H131V248H130ZM143 249H144V248H143ZM149 249H150V248H149ZM161 249H163V248H161ZM164 249H165V248H164ZM171 249H172V248H171ZM182 249L184 250V248H182ZM205 249H206V248H205ZM6 250H7V249H6ZM8 250H7V251H8ZM79 250H80V249H79ZM82 250H83V248L81 249V251H82ZM89 250H90V249H89ZM108 250H109V249H108ZM110 250H111V249H110ZM144 250H145V249H144ZM147 250H148V249H147ZM165 250H167V249H165ZM168 250H169V248H168ZM206 250H207V249H206ZM36 251H37V252H36ZM63 251H64V250H63ZM87 251H88V250H87ZM93 251H94V249H93ZM117 251H118V249H117ZM119 251H120V250H119ZM124 251H125V250H124ZM130 251H132V250H130ZM138 251H140V250L138 249ZM141 251H142V250H141ZM141 251H140V252H141ZM161 251H162V250H161ZM169 251H171V250H169ZM172 251H173V250H172ZM172 251H171V252H172ZM214 251H215V248H214ZM3 252H2V253H3ZM5 252H6V251H5ZM5 252H4L3 254H0V256H3V255L5 254ZM39 252H38V254H39ZM79 252H80V251H79ZM85 252H86V251H85ZM112 252H113V251H112ZM147 252H148V251H147ZM158 252H159V251H158ZM180 252H181V251H180ZM209 252H210V251H209ZM212 252H213V251H212ZM110 253H111V252H110ZM117 253H118V252H117ZM125 253H127V252L125 251ZM125 253H124V254H125ZM136 253H137V251H136ZM136 253L134 252V254H136ZM141 253H142V252H141ZM155 253H157V252L155 251ZM173 253H174V252H173ZM173 253H172V254H173ZM213 253H214V252H213ZM213 253H212L211 259H216L217 256H215ZM60 254H61V253L59 252V255H60ZM85 254H86V253H85ZM114 254H115V253H114ZM114 254H112V255H114ZM118 254H120V253H118ZM138 254H139V252H138ZM143 254H144V253H143ZM152 254H153V253H152ZM157 254H158V253H157ZM160 254H161V253H160ZM163 254H164V252H163ZM176 254H177V253H176ZM210 254H211V252H210ZM53 255H52V256H53ZM64 255H65V254H64ZM116 255H117V254H115V256H116ZM121 255H122V253H121ZM126 255H127V254H125L124 256H126ZM129 255H130V254H129ZM132 255H133V254H132ZM141 255H142V254H141ZM150 255H151V253H150ZM150 255H149V256H150ZM154 255H155V254H154ZM154 255H153V257H154ZM178 255H179V254H178ZM207 255H208V254H207ZM5 256L7 257V255H4V257H5ZM32 256H31V257H32ZM39 256H40V255H39ZM55 256H57V255H54V257H55ZM130 256H131V255H130ZM134 256H135V255H134ZM134 256H133V257H134ZM151 256H152V255H151ZM174 256H175V255H174ZM37 257H38V256H37ZM37 257H36V258H37ZM45 257H44V258H45ZM62 257H63V256H62ZM117 257H118V255H117ZM127 257H129V256H127ZM131 257H132V256H131ZM137 257H138V256H137ZM140 257H141V256H140ZM146 257H147V256H146ZM177 257H178V256H177ZM2 258H3V257H1L0 259H2ZM17 258H18V257H17ZM36 258H35V259H36ZM40 258H41V257H40ZM40 258H38V259H40ZM115 258H116V257H115ZM143 258L145 259L144 256H143ZM148 258H150V257H148ZM155 258H157V257H155ZM218 258H219V257H218ZM31 259H32V258H31ZM33 259H34V258H33ZM38 259H37V260H38ZM56 259H57V258H56ZM82 259H83V258H82ZM118 259H119V258H118ZM209 259H210V258H209ZM211 259H210V260H211ZM231 259L233 260V256H230V261H232ZM58 260H60V259H58ZM64 260H65V259H64ZM83 260H84V259H83ZM123 260H124V259H123ZM142 260H143V259H142ZM146 260H147V259H146ZM146 260H145V262H146ZM149 260H151V258H150ZM155 260H156V261H155ZM155 260H154V261H155V263H156V262H157V259H155ZM160 260H161V259H159L157 263H159ZM162 260H163V258H162ZM216 260H217V259H216ZM235 260H236V258L234 259V261H235ZM30 261H31V260H30ZM34 261H35V260H34ZM54 261H55V260H54ZM65 261H66V260H65ZM68 261H69V260H68ZM74 261H77V260H74ZM74 261H73V262H74ZM79 261H80V259H79ZM84 261H85V260H84ZM84 261H83V262H84ZM94 261H95V260H94ZM120 261H121V257H120ZM124 261H125V260H124ZM133 261H134V260H133ZM136 261H137V260H136ZM154 261H152L153 264H154ZM182 261H183V259H182ZM186 261H187V260H186ZM186 261H184V262H186ZM223 261H224V260H223ZM226 261H227V260H226ZM38 262H39V260H38ZM45 262H46V261H45ZM45 262H44V263H45ZM62 262H63V261H62ZM70 262H71V261H70ZM70 262H69V264H70ZM86 262H87V261H86ZM88 262H89V261H88ZM97 262H98V261H97ZM110 262H111V261H110ZM116 262H117V261H116ZM116 262H115V263H116ZM139 262H140V261H139ZM141 262H142V261H141ZM208 262H210V261H208ZM214 262H215V261H214ZM216 262H217V261H216ZM216 262H215L214 264H217ZM220 262H221V261H220ZM3 263H4V262H3ZM52 263H53V262H52ZM52 263H51V264H52ZM59 263H60V262H59ZM59 263H58V264H59ZM91 263H93V261H92ZM91 263H90V264H91ZM95 263H96V262H94V264H95ZM105 263H106V262H105ZM105 263H104V264H105ZM108 263H109V262H108ZM129 263H130V262H129ZM149 263L151 264V262H149ZM201 263L203 264V262H201ZM211 263H212V262H211ZM233 263H234V262H233ZM236 263H237V262H236ZM236 263H235V264H236ZM0 264H1V261H0ZM32 264H33V263H32ZM67 264H68V263H67ZM71 264H73V263H71ZM74 264H75V262H74ZM80 264H82V263H80ZM96 264H97V263H96ZM102 264H103V263H102ZM106 264H107V263H106ZM110 264H111V263H110ZM122 264H123V263H122ZM125 264H127V263L125 262ZM159 264H160V263H159ZM208 264H209V263H208ZM219 264H220V263H219ZM261 264H262V263H261Z\"/></svg>",
    "mask_w": 264,
    "mask_h": 264
},
{
    "label": "built area",
    "instance_id": "2783aa9c",
    "mask_svg": "<svg viewBox=\"0 0 264 264\" xmlns=\"http://www.w3.org/2000/svg\"><path fill=\"white\" fill-rule=\"evenodd\" d=\"M256 5V0H226L223 9L216 11L210 16V23L208 31L212 36L217 38H224L231 21L242 11L252 9ZM238 49L241 53L257 58L261 55V47L259 42V35L257 32H252L247 35L237 37L236 39ZM0 113L5 119L8 118L9 109L6 106H0ZM120 198L123 200H144L146 198L145 191L138 190L136 197L131 195L128 187H124L121 191ZM78 199H73L68 205V212H74L78 207Z\"/></svg>",
    "mask_w": 264,
    "mask_h": 264
}]
</instances>
